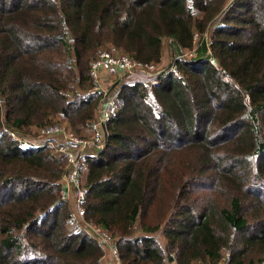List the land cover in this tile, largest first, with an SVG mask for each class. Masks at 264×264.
<instances>
[{
  "label": "trees",
  "instance_id": "trees-1",
  "mask_svg": "<svg viewBox=\"0 0 264 264\" xmlns=\"http://www.w3.org/2000/svg\"><path fill=\"white\" fill-rule=\"evenodd\" d=\"M165 41L197 57L115 87L105 148L82 161L85 219L121 264H264V0H0V264H99L62 199L65 157L11 132L89 139L91 63L159 65Z\"/></svg>",
  "mask_w": 264,
  "mask_h": 264
},
{
  "label": "built area",
  "instance_id": "built-area-1",
  "mask_svg": "<svg viewBox=\"0 0 264 264\" xmlns=\"http://www.w3.org/2000/svg\"><path fill=\"white\" fill-rule=\"evenodd\" d=\"M197 41H199L198 38L196 39V42ZM196 50L197 48L195 47V49L191 51H186V55H183L182 52V57H178V59L182 58L193 60L197 57ZM211 61H213V57L211 58ZM175 62L173 65V68L175 69L174 71L170 70V73L177 71ZM90 66L91 76L94 84L96 85L95 90L102 91L103 96L100 99L97 113L92 123V135L89 140H79L65 127L59 125L41 130L37 137H32L28 134H18L15 132H11V135L13 139L18 141L20 145L24 147L37 149L50 145L55 148L56 154H60L65 157L67 166L60 181L63 188L62 199L69 202L71 205L72 215L81 227L87 231L95 241H97L103 251L112 253L118 263L121 264L119 250L116 245L117 241L104 233L100 227L88 222L85 219L84 204L86 200V191L82 188L80 182L82 161L87 156V148L90 145L96 146L99 151L105 148L109 137L108 124L111 118L116 115L118 111L117 95L119 90L114 88V90L110 89L109 91H103L100 89L101 73L105 69L121 70L125 75H127V77L130 78L133 77V75L136 76L138 72H141L147 78L142 84L147 85L148 89H151L152 87L160 84V80L165 72L159 73L157 70L153 69L152 66L143 65L141 63L137 64L128 56H121L120 54L111 55L106 52L100 54L98 59L93 61ZM122 81L127 82L128 85L137 83L135 81L129 82L126 79H123ZM62 140H68V142H63Z\"/></svg>",
  "mask_w": 264,
  "mask_h": 264
},
{
  "label": "rangeland",
  "instance_id": "rangeland-1",
  "mask_svg": "<svg viewBox=\"0 0 264 264\" xmlns=\"http://www.w3.org/2000/svg\"><path fill=\"white\" fill-rule=\"evenodd\" d=\"M198 42V41H197ZM175 49L173 48V46L170 44L169 41H165L163 44V56L162 59H164L163 63L161 62V64L159 65H154V64H150L148 66H152L153 69L157 70L159 73L160 72H170V70L174 71L175 68H173L174 62L175 60L178 59V57H182V53L180 52L179 54H174ZM187 52H183V55H186ZM177 55V56H175ZM121 56H126V55H122ZM129 57V56H128ZM130 59H132L131 57H129ZM132 61L136 62L137 64H139L137 61L133 60ZM106 70H111V73L105 74ZM112 71H116L117 73H112ZM176 71V70H175ZM119 73V75H118ZM124 76L123 79L129 80L131 78H134L135 81L139 82V83H143L147 78L144 76L143 73L138 72V74L135 76L133 75V77L129 78L127 77V75H125L121 70H115V69H105L102 73H101V78H100V89H102L103 91H109L110 89H112L111 87H113L114 85V81H117L119 79L120 76ZM121 76V77H122ZM122 79V80H123ZM132 81V80H131ZM110 84L109 86H105V84ZM145 85V84H144ZM148 87V86H147ZM115 88V87H114ZM114 90V89H113ZM100 102V101H99ZM97 113V112H96ZM94 121V119H93ZM93 123V122H92ZM63 126V125H62ZM64 127V126H63ZM70 132V131H69ZM71 133V132H70ZM30 136L32 137H37V132H32V133H28ZM73 134V133H71ZM91 134V132H90ZM74 135V134H73ZM92 135V134H91ZM90 135V138H91ZM76 136V135H74ZM79 140H85L82 139L78 136H76ZM89 138V139H90ZM87 139V140H89ZM63 142H68V140H62ZM86 141V140H85ZM99 154V153H98ZM156 237L158 238V240L160 242H162V245H165V236L164 233L162 231L158 232L156 234ZM106 255H110L114 264H119L118 261L116 260V258L114 257V255L110 252L104 251V256L101 259L100 263L105 264V258ZM99 263V264H100ZM223 263V262H222Z\"/></svg>",
  "mask_w": 264,
  "mask_h": 264
},
{
  "label": "crops",
  "instance_id": "crops-1",
  "mask_svg": "<svg viewBox=\"0 0 264 264\" xmlns=\"http://www.w3.org/2000/svg\"><path fill=\"white\" fill-rule=\"evenodd\" d=\"M170 44L172 45V43H170ZM173 48L175 49L174 54H177V47H173ZM163 58H164V56H163ZM163 61H164V59H162V63H163ZM110 71L111 70H106L105 71V74L111 73ZM112 73H117V72L116 71H112ZM118 75H119V73H118ZM121 76L119 77V79L117 81H114L115 83H114L113 87H111L112 89H114V87H117L119 84H121L120 82H123L122 79H123L124 76H122V77ZM109 85L110 84H107V83L105 84V86H109ZM115 89H117V88H115ZM91 134H92V131H91ZM98 153H99V150L97 149L96 146L90 145L87 148V155L88 156L96 157L98 155ZM160 243L162 245V242H160ZM166 243L167 242H166V239H165V245L164 246L162 245V246L165 247L166 246ZM105 264H114V262H113V260H112V258H111L110 255H106ZM172 264H175V263H172Z\"/></svg>",
  "mask_w": 264,
  "mask_h": 264
},
{
  "label": "water",
  "instance_id": "water-1",
  "mask_svg": "<svg viewBox=\"0 0 264 264\" xmlns=\"http://www.w3.org/2000/svg\"><path fill=\"white\" fill-rule=\"evenodd\" d=\"M2 99V96H1V94H0V100ZM222 264H224V263H222Z\"/></svg>",
  "mask_w": 264,
  "mask_h": 264
}]
</instances>
